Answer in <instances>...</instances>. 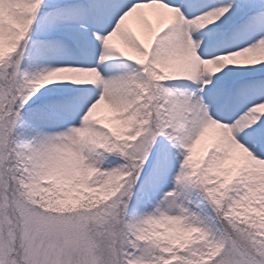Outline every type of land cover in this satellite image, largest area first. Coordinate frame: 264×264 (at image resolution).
Returning <instances> with one entry per match:
<instances>
[{"label":"snow or ice","instance_id":"obj_1","mask_svg":"<svg viewBox=\"0 0 264 264\" xmlns=\"http://www.w3.org/2000/svg\"><path fill=\"white\" fill-rule=\"evenodd\" d=\"M0 264H264V0H0Z\"/></svg>","mask_w":264,"mask_h":264}]
</instances>
